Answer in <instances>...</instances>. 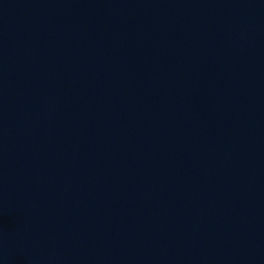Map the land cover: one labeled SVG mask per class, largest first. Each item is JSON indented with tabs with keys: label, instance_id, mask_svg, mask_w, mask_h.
Segmentation results:
<instances>
[{
	"label": "water",
	"instance_id": "obj_1",
	"mask_svg": "<svg viewBox=\"0 0 264 264\" xmlns=\"http://www.w3.org/2000/svg\"><path fill=\"white\" fill-rule=\"evenodd\" d=\"M0 264H264V0H0Z\"/></svg>",
	"mask_w": 264,
	"mask_h": 264
}]
</instances>
